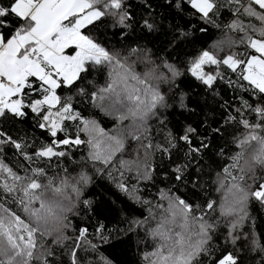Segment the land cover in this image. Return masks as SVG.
Segmentation results:
<instances>
[{
	"label": "snow or ice",
	"instance_id": "1",
	"mask_svg": "<svg viewBox=\"0 0 264 264\" xmlns=\"http://www.w3.org/2000/svg\"><path fill=\"white\" fill-rule=\"evenodd\" d=\"M233 2L238 14L259 21L256 26L237 19L227 26L243 34L239 45L245 51L229 50L220 57L215 51L202 50L185 67L209 89L223 77L219 71H205L207 65L217 69L226 66L237 74L238 81L247 82L246 87L244 83L237 86L245 88L250 99H256L242 100L236 115L228 114L223 121L225 125L240 124L246 130L233 141L240 151L232 157L233 163L217 174V191L222 195L219 204L209 200L201 209L175 195L171 187L160 191L159 199L165 203L156 205L161 214L151 230L157 243L145 256L148 264H244L243 251L237 245L247 243L249 236L241 229L249 221V206H264V174L257 175L258 170L264 172V0ZM166 3L180 12L190 6L193 16L208 23H213L212 17L221 6L220 0ZM145 7L148 15L136 21L127 0H0V119L31 118V113L36 126L45 130L50 140L37 148L0 130V146L10 144L26 161L35 158L50 162L69 156L72 148L87 145L91 161L135 169L137 176L150 181L156 172L152 155L160 152L170 157L171 150L183 142L187 162L176 163L172 169V179L183 184L191 161L210 149L211 137L188 124L182 135L167 133V147L154 145L149 124L150 119H159L160 109L169 106L159 84L172 83L182 75L180 67L163 59L157 64L147 47H116L101 38L103 33L96 35L101 25L108 27L106 21L118 28L116 35L121 39L127 38L126 30L133 24L156 31L160 22L152 16L148 0ZM174 31L177 36L189 35L178 26ZM233 44L235 41H229L230 49ZM138 66L142 70L138 71ZM97 71L106 74L102 86L88 80ZM64 89H75L76 97L112 117L114 127L106 130L95 118L84 116L74 98L63 95ZM180 103L186 107L183 100ZM245 112L255 114V121L245 118ZM212 132L219 136L221 128ZM130 142L136 144L135 158L117 159ZM28 148H32L31 153ZM245 154V166L241 167L239 162ZM63 171L64 176H49L45 167H35L21 174L0 157V264H63L57 259V250L67 255V264H112L105 257L90 259L97 245L89 240L88 227L73 229L74 237L67 235L72 228L69 214H76L78 204L90 206L91 202L79 199L87 175L71 177L67 169ZM198 180L196 173L193 183ZM119 187L128 191L123 183ZM9 200L19 213L5 206ZM217 208L228 229L225 247L219 250L213 240L217 225L205 220L207 212ZM103 228L100 225L96 233L101 234ZM247 251L258 255L257 264H264V243L251 237Z\"/></svg>",
	"mask_w": 264,
	"mask_h": 264
},
{
	"label": "trees",
	"instance_id": "2",
	"mask_svg": "<svg viewBox=\"0 0 264 264\" xmlns=\"http://www.w3.org/2000/svg\"><path fill=\"white\" fill-rule=\"evenodd\" d=\"M152 8V16L160 22V27L154 32H148L139 24H133L132 29L128 31L125 39L117 36L118 28L111 27L110 21H106L108 27L101 25L96 35L102 39H107L108 43L116 47H147L151 50L153 58L157 64L161 60L175 64L180 67L182 75L176 77L172 83L161 82L160 90L169 98L168 107L160 109L159 119L149 120L151 125V143L163 144L167 147L165 136L169 131L174 135L183 134V129L191 124L198 127V132L211 137V147L202 152L196 159L191 161L186 175L188 179L184 183L172 179V169L176 163L187 162L185 153L187 147L183 142H179L176 148L171 150V156L155 152L151 160L156 166V172L153 179L143 180L137 175L125 174L118 182L111 173L110 166L97 164L89 159L90 148L87 145H81L72 148L70 155L64 158H53L50 162L46 159L26 161L19 155V150L9 145L0 146L3 151L2 157L9 166L17 169L23 174L24 169L35 167H45L49 176H64V169L71 177H78L84 173L88 175V182L83 185L80 200H88L90 206L83 203L78 204L76 214H69L72 228L67 235L74 237L76 232L73 229L80 227L89 228V240L97 245V251L92 254L90 259H96L98 256L105 257L112 264H148L145 259L146 254L152 251L156 241L152 239L149 230L151 226L152 213L156 215L154 205L158 203L161 190L172 188L173 193L193 203L194 207L205 208L209 200H216L218 204L222 201L221 192L217 191V174L222 173L224 167L233 163L232 157L240 151L234 138L245 133L242 125L233 123L225 125L223 121L228 114L236 115L235 109L241 107L242 100L250 99V94L245 92V88L237 86L240 82L237 74L233 73L226 66L221 65L219 69L214 65L205 66V71H219L223 79H218L212 89H209L201 81L193 77L187 71L186 65L194 57L198 56L202 50L215 51L217 56L226 55L229 50L235 52H244L245 47L239 45V39L243 35L239 32L231 31L227 26L233 21L239 19L243 23H252L259 26V21L247 17L242 13L238 14V7L233 0H220V9L212 17L213 23L202 21L198 16L191 14L190 6L185 11L180 12L175 7H168L166 0H148ZM133 18L136 21L148 15L145 7V0H127ZM178 26L179 31L187 32V36H177L174 28ZM206 29V31H200ZM229 41H235V44L229 46ZM247 51H252L248 49ZM138 71L142 70L138 66ZM164 73L165 69L160 68ZM106 74L102 72H93L89 81H94L98 85H103ZM232 81L233 83H229ZM63 95L72 96L74 104H78L82 114L89 118L98 120L103 128L111 130L115 121L112 117L105 115L101 110L95 108L87 100L76 97L75 89H64ZM183 100L186 107L181 106ZM31 118L0 119V130L7 132L13 139H21L29 144H34L37 148L42 143L50 142L45 130L36 126L35 118L29 113ZM245 118L255 121V114L244 113ZM163 123H160V121ZM221 128V135L217 136L212 132L214 128ZM75 130L74 127L72 129ZM82 138L87 137L81 134ZM130 147L122 156L135 158L133 149L135 142H130ZM29 153L32 148L26 149ZM247 154L240 160V166H245ZM50 164V166H49ZM93 167H103L100 174H96ZM231 170V169H230ZM111 173V174H109ZM199 173V180L193 183L194 175ZM233 174H237L233 170ZM264 172L257 174L261 175ZM123 183L128 191L122 190L119 185ZM144 201H149L145 203ZM12 207L18 213L20 209L12 204L11 200L5 205ZM206 210V209H205ZM249 221L245 222L241 231L249 236V241L243 245L238 242L244 254V264H257L259 259L256 253L247 251L251 237H255L261 243H264V206L253 203L249 206ZM199 215V212L196 213ZM205 220L217 225L213 237L214 246L222 249L225 247L224 237L227 235V222L219 214V209L208 211ZM137 222H140L139 224ZM103 225V232L96 233V229ZM101 235L105 238L101 240ZM70 243V242H69ZM57 259L67 264V255L61 254L57 250Z\"/></svg>",
	"mask_w": 264,
	"mask_h": 264
},
{
	"label": "rangeland",
	"instance_id": "3",
	"mask_svg": "<svg viewBox=\"0 0 264 264\" xmlns=\"http://www.w3.org/2000/svg\"><path fill=\"white\" fill-rule=\"evenodd\" d=\"M120 158L125 159V160H130V159H131V157H127V156H124V157H123V156H118V157H117V159H120ZM96 163H97V164H102V163H100V162H96ZM102 165H103V164H102ZM109 166H110V168H111V170H112L111 173L115 176V178H116V180H117L118 182H121V178H122L125 174H129V175H132V174H133V175H137L135 169H133L132 171H129V170H127L126 168H121L120 165H119V164H116V163L110 164ZM93 169H94V171L96 172V174H100V172L104 170L103 167H100V168H95V167H93ZM121 172H123V176L120 175ZM260 173H262V171H261V170H258V171H257V174H260ZM87 176H88V175H87ZM88 177H89V176H88ZM160 203H165V202L159 200L157 204H160ZM157 204L154 205V209H156V212L158 211L159 214L156 215L155 213H152V220H151V222H150V225H151V226H156L155 221H156L157 219H159L160 214H161V213H160V209H158V208L156 207ZM149 232H150V235H151V230H149ZM151 237H152V236H151ZM152 239H153V238H152ZM155 246H156V245H153V247L151 248L152 251L154 250ZM152 251H151V252H152Z\"/></svg>",
	"mask_w": 264,
	"mask_h": 264
}]
</instances>
